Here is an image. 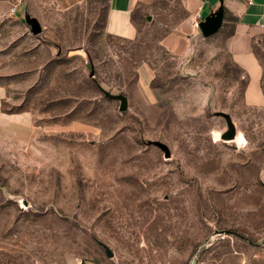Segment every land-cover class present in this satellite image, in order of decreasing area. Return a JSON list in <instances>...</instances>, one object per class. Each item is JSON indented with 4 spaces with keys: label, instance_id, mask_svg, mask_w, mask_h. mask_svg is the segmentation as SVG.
Masks as SVG:
<instances>
[{
    "label": "rangeland",
    "instance_id": "1",
    "mask_svg": "<svg viewBox=\"0 0 264 264\" xmlns=\"http://www.w3.org/2000/svg\"><path fill=\"white\" fill-rule=\"evenodd\" d=\"M108 8L0 0V109L29 118L0 129V264H264V100L224 47L233 22L170 50L183 0L138 6L131 40ZM253 51L264 96V31Z\"/></svg>",
    "mask_w": 264,
    "mask_h": 264
},
{
    "label": "crops",
    "instance_id": "2",
    "mask_svg": "<svg viewBox=\"0 0 264 264\" xmlns=\"http://www.w3.org/2000/svg\"><path fill=\"white\" fill-rule=\"evenodd\" d=\"M77 2L79 0H69ZM151 0H109V8L104 22L106 33L123 39H134L138 28L134 22V10L138 6H146ZM219 0H183L186 18L179 23L180 32L172 33L164 39L168 49L173 50L184 44L192 34L200 30L198 22L215 10ZM223 9L235 17L232 30L224 39V47L232 62L246 76L244 90L249 104L259 105L264 96L261 90L263 68L253 51V41L256 35L264 31V0H222ZM226 20H222V23ZM182 46L180 45V48ZM2 88H0V98ZM29 118L25 113H4L0 109V129H8L25 125Z\"/></svg>",
    "mask_w": 264,
    "mask_h": 264
},
{
    "label": "water",
    "instance_id": "3",
    "mask_svg": "<svg viewBox=\"0 0 264 264\" xmlns=\"http://www.w3.org/2000/svg\"><path fill=\"white\" fill-rule=\"evenodd\" d=\"M223 20V5L222 0H219V5L209 14H207L201 21L198 22V27L203 36H210L211 34L215 33L221 26ZM39 31V26L36 24L33 28V32L36 33ZM105 95L113 98L118 99L120 101L119 109L124 110L126 108V98L122 94H110L105 92ZM227 123L228 129L222 134V138L225 139H232L234 138V126L230 120V117L227 113H221ZM156 146H158L161 150L164 151L166 157L169 156V150L165 144L159 141L153 142ZM107 255L110 256L111 253L107 252Z\"/></svg>",
    "mask_w": 264,
    "mask_h": 264
},
{
    "label": "trees",
    "instance_id": "4",
    "mask_svg": "<svg viewBox=\"0 0 264 264\" xmlns=\"http://www.w3.org/2000/svg\"><path fill=\"white\" fill-rule=\"evenodd\" d=\"M228 17V18H227ZM231 20V21H235V17H233L232 15L228 14V12L226 11V9H223V20Z\"/></svg>",
    "mask_w": 264,
    "mask_h": 264
}]
</instances>
